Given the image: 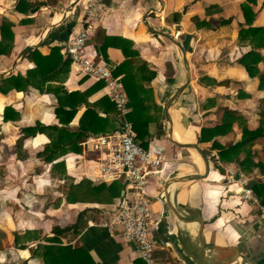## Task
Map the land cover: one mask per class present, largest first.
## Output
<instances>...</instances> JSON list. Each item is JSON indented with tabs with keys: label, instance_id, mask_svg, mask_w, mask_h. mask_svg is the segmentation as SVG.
I'll list each match as a JSON object with an SVG mask.
<instances>
[{
	"label": "crops",
	"instance_id": "crops-1",
	"mask_svg": "<svg viewBox=\"0 0 264 264\" xmlns=\"http://www.w3.org/2000/svg\"><path fill=\"white\" fill-rule=\"evenodd\" d=\"M64 3L59 1L58 5H53L47 1L23 0L15 5L13 0H0V50H3L0 51V76L13 74L22 79L21 87L8 93L0 91V231L4 229L3 199L11 198L15 203L12 223L8 226L12 230L20 229L15 210L19 208L21 198L31 200L29 205L26 204L29 209L39 203L36 200L41 194L39 190L52 191L61 199L60 205L45 209V218L28 222L29 230L35 232L43 228L44 237L33 239L24 249L16 248L12 243L7 257L9 262H6L0 249V264H45L42 256L45 249L41 246L38 249L39 245L53 244L49 238L54 236V228L75 224L84 208H95L96 216H90L84 225L79 226L81 233L72 241L73 246H83L97 264H147L140 258L135 244L122 241L115 233L99 226L103 209L113 203H71L68 194L61 188L67 182L66 177L52 176L55 168L63 166L68 180L80 182L88 179L95 183L89 176L97 174V164L80 157L83 155V145L81 153L62 151L52 162L42 161L38 154L58 138L60 132L65 130L63 128H68L72 133L78 131L81 119L92 103H96L97 112L103 116L109 114L111 119H115L107 111V98L103 99L107 95L105 86L103 88L93 79L83 78L72 68L66 46L72 35L83 28L84 9L77 7L69 16L62 18L60 13L66 8ZM105 5L96 30L87 42V51L96 53V46L109 44L105 55L115 68L129 59L133 60L126 66L127 72L132 78L135 77V83L145 87L140 92L146 98L145 103L151 106L152 115L163 116L160 122L149 123V137L142 143L162 153V158L168 163L163 172L165 178L185 163L195 166L198 172L203 168V162L195 150L179 146L167 136L165 104L188 82V71L180 47L161 32L179 40L187 50L191 82L170 108L173 133L181 142H197L207 154L211 170L207 178L189 186L187 195L183 191L179 194L182 199L179 200L180 206H189L201 189L204 219L209 220L222 212L218 220L205 224L206 231L224 229L234 241L239 238L264 247V220L260 218L255 205L242 200L238 187L232 186L236 194L229 204L235 206V210L228 215L222 211V202L225 201L222 195L226 194L225 184H228L230 168L242 171L250 183L256 182L257 185L264 182V135L248 147L254 154V162L258 164L250 174L243 171L239 161L223 160L220 155L222 148L242 140L245 127L252 131L261 126L264 128V87L261 80L264 75V47L255 45L252 32L244 38L241 36L242 30L264 28V0H105ZM245 5L248 6L246 11ZM229 19L231 22L217 23ZM3 26L4 31L1 29ZM30 46H33L32 51L37 49L44 56L54 53L58 72L40 81L30 75V71L37 68L34 59L26 57V49ZM55 48L60 51L55 52ZM249 52L262 56V61L258 63L260 75L255 77L241 63ZM140 65L145 66L142 68ZM125 75L123 72L120 76L123 78ZM150 77L153 78L150 80ZM74 93L82 94L85 103L71 100L69 97ZM7 108H11L9 119H5ZM72 108H77L78 112L67 123L66 111ZM231 111L234 112L233 116L230 115ZM182 113L187 114L189 127H185L181 121ZM37 123L47 126L44 132L23 137L22 129L36 126ZM223 123H226L223 129L217 128ZM205 128L212 131L210 135L213 138L209 141L203 140ZM103 132H90L88 137ZM21 138H24V145L20 148L23 157H19L15 149ZM158 141L165 143L154 146ZM245 154L241 153L242 159ZM87 157L96 158V153L89 151ZM79 158L81 166L77 161ZM43 166L45 170L42 173L28 178L20 175L21 170L26 168ZM24 182L32 184L31 188H21L20 183ZM5 184H12V187L5 189ZM151 191L155 196L157 216H163L156 230L160 242L156 252L157 264H188L175 244L166 237L164 223L167 222L169 230L173 231L175 216L159 197L162 184L158 179L152 181ZM233 214L236 215L234 220L230 219ZM234 222L239 225L240 232L235 229Z\"/></svg>",
	"mask_w": 264,
	"mask_h": 264
},
{
	"label": "built area",
	"instance_id": "built-area-1",
	"mask_svg": "<svg viewBox=\"0 0 264 264\" xmlns=\"http://www.w3.org/2000/svg\"><path fill=\"white\" fill-rule=\"evenodd\" d=\"M23 0H13L14 4ZM48 1V0H25ZM66 8L73 2L84 9L83 28L72 35L66 51L72 61V68L83 77L103 82L106 94L114 102L119 118L118 128L111 133L90 136L82 143L81 158L96 162L97 174L89 176L96 184H112L123 181L124 190L116 203L104 208L99 226L115 233L125 242L135 244L140 258L147 264H157L156 252L160 242L156 230L163 216H157L154 209L155 196L151 191L152 181L159 179L167 168V161L157 149L147 148L137 139L133 122L129 119L132 112L130 97L123 78L115 73V67L108 64L103 56L87 51V42L96 30V23L105 9V0H58ZM14 5V6H15ZM96 153V158H88V152ZM81 158L77 161L82 165ZM227 182L237 189L243 201L255 205L264 220V198L258 196L250 187V179L239 169L230 168Z\"/></svg>",
	"mask_w": 264,
	"mask_h": 264
},
{
	"label": "trees",
	"instance_id": "trees-1",
	"mask_svg": "<svg viewBox=\"0 0 264 264\" xmlns=\"http://www.w3.org/2000/svg\"><path fill=\"white\" fill-rule=\"evenodd\" d=\"M47 2H50L53 5H58V0H48ZM44 3V2H43ZM42 4V3H39ZM38 3L36 5H39ZM247 5L244 6V9L246 11ZM231 22V19L229 20H219L217 23L218 25H222L225 23ZM4 31V26L1 28ZM254 35L253 42L257 47H264V28H251L248 30H242L241 36L244 38L247 35L251 34ZM6 36V33H5ZM89 42V41H88ZM1 44V42H0ZM88 45V43H87ZM105 46V47H104ZM104 46H96V54L97 58L100 56H103L105 60L111 64L107 58H106V50L109 46V44H105ZM60 51L59 48H55V52ZM0 51H3L2 49ZM54 54V53H53ZM53 54L49 56H44L39 50L29 51L28 54H26L27 58L34 59V61L37 63V68L30 71V75H33V77H37L36 79L44 80L48 77L52 76L53 73L58 72V63L56 62ZM129 61V62H128ZM262 61L261 54H256V52H249L246 54L242 60L241 63L245 65L246 69L248 70L249 74L252 77H255L256 75H260V71L258 68V63ZM71 62V59H70ZM132 63L133 60L129 59L120 66H117L115 69V73L117 75H122L123 72L126 73L125 77H123V82L125 85V88L128 92V95L130 97V106L132 107V112L129 116V119L133 122L137 139L142 143V140L149 137L148 132V125L151 120L155 119L152 115L151 106L147 105L146 98L142 95L140 90H145V87L141 84L135 83L133 78L131 77V74L127 72V65L129 63ZM65 64V63H64ZM112 65V64H111ZM146 65V64H145ZM145 65H140L142 68ZM61 69H63V66H61ZM154 74V73H153ZM86 79H90L89 77H83ZM153 77H150L151 80ZM261 80L263 82L262 86L264 87V75L261 76ZM22 79H20L19 76L16 75H9V76H0V91L3 93H8L11 90L21 87ZM35 83V80L33 81ZM29 83L28 81L26 82ZM100 83L99 86L104 88L103 82ZM82 94L80 93H74L71 97V100H79V102L85 103L82 100ZM107 98V107L108 112L110 111L111 114L115 117V119H111L108 115L103 116V114L96 111V103L90 104V107L86 110L84 113L81 124L78 131L71 132L68 128H63L62 132H60L58 138L51 144L45 147V149L41 152H39V157L42 160L52 162L57 159V156L62 151L64 152H75V153H81L82 152V143L87 140L90 132L92 133H98L100 131H105L103 133H111L114 132L118 126H119V119L118 113L115 108L114 102L107 96H103V99ZM78 103L75 105L74 103H71L73 106H77ZM158 106V105H156ZM62 109V108H61ZM64 109V106H63ZM11 110V108L6 109L5 113V119H9L8 112ZM58 110V109H57ZM60 110V108H59ZM78 110L77 108H72L69 111H66V114L68 118L65 122L70 123L75 115L77 114ZM233 111H231L230 115L233 116ZM114 122V123H113ZM115 124V126H114ZM244 124V123H241ZM226 126V123H223L222 126L217 127L223 129ZM58 128L57 126H55ZM47 128V126L37 123L36 126L33 127H25L22 129L24 132L23 137L28 136H34L38 133L44 132V130ZM110 129V130H109ZM264 128L261 126L260 129L252 131L249 130L247 127L244 128V134L243 138L240 142L236 143L235 145H231L228 148H222L220 151L221 158L223 160L227 159H233L237 160L241 164V168L243 171L247 174H250L255 166H258L254 162L253 159V152L251 149H248L249 146H252L254 141L264 135L263 132ZM211 130L210 129H204L203 130V140L209 141L211 138H213V135L211 136ZM218 135V134H217ZM24 145V138H21L16 143L15 149L17 151V154L19 157H23L21 152V146ZM218 144H215V146ZM245 152V157L241 158V153ZM256 154V152H254ZM124 190V182L123 181H117L113 182L110 185L102 184L100 186L93 187L91 182L87 181L86 179L81 180L80 182H75L70 188V191L68 194V201L71 203H109L106 202L110 201L112 202L116 198H119L122 195V191ZM254 191L256 194L262 198H264V182H261L254 186ZM106 197V198H105ZM96 210L95 208H84L81 210V212L78 215V219L75 224L66 226L64 228L60 226H56L54 228V236L51 239L50 242L53 244L47 245V246H41V248H44L45 251L42 253V256L45 258L46 263L45 264H97L93 257L89 254V252L83 247V246H73L71 243L75 239L79 237V234L81 231L78 229L79 226L84 225L86 220L90 217V211ZM65 240L67 241L65 243ZM25 248V247H24ZM23 248V249H24Z\"/></svg>",
	"mask_w": 264,
	"mask_h": 264
},
{
	"label": "water",
	"instance_id": "water-1",
	"mask_svg": "<svg viewBox=\"0 0 264 264\" xmlns=\"http://www.w3.org/2000/svg\"><path fill=\"white\" fill-rule=\"evenodd\" d=\"M77 5L73 2L68 8V13L73 11V8ZM69 15H66V17ZM163 35L170 38L181 49L185 61V65L188 71V82L181 87L165 104V111L167 115L168 134L167 136L172 142L179 146L189 147L195 150L200 156L203 162V168L201 171H196V167H192L189 163H185L175 171H173L168 177H164L163 174L159 177V183L162 184V191L159 197L165 202V204L172 210L175 216L174 230L170 231L167 222L164 226L167 228L166 237L175 244L176 248L187 260L188 264H264V247L253 242H246V240H240L236 238L235 241L227 230H205V224L212 223L218 220L222 214L218 213L209 220H205L203 217L201 189L196 193L197 195L192 198V201L185 207L179 204V194L182 191L187 195L188 188L195 182L201 179L207 178L211 170V163L207 154L202 150L197 142L184 143L178 140L173 133V119L170 114V108L176 101L177 97L183 92V90L191 82V70L187 58V50L180 43L179 40L172 37L170 34L161 32ZM33 49V46L28 47L26 52L29 53ZM181 121L185 127H189L190 121L186 113H182ZM256 182H251L250 187L254 188ZM232 184H225L226 194L222 195L225 201L222 202V211H225L228 215L235 210V206L229 205L233 196L236 194L232 189ZM195 193V194H196ZM194 194V195H195ZM187 198V196H186ZM185 198V199H186ZM183 203V201H182ZM232 215V214H231ZM225 217V216H224ZM236 215L230 218L233 219ZM234 227L240 232V227L234 222Z\"/></svg>",
	"mask_w": 264,
	"mask_h": 264
},
{
	"label": "rangeland",
	"instance_id": "rangeland-1",
	"mask_svg": "<svg viewBox=\"0 0 264 264\" xmlns=\"http://www.w3.org/2000/svg\"><path fill=\"white\" fill-rule=\"evenodd\" d=\"M59 8H61V6ZM156 117L157 118L151 120L150 122H158L159 120H161L163 118L162 115H158ZM164 143H165L164 141L163 142L158 141V142H156V144H154V146L155 145H164ZM42 161H44V160H42ZM44 170H45V166L33 167L32 169L26 168L24 170H21L20 175L28 178L30 175H36V173L39 174L40 172L42 173ZM3 171L4 170H2V175H3ZM52 176L54 178L66 177L65 179L67 180V182L64 185H61L62 187L61 186H59V187L64 189L65 193H68L70 191V188L73 185L74 181L68 180L69 177H67V175L64 174V172H63V166H59V167L55 168L53 173H52ZM86 180L89 181L88 179H86ZM89 182H91V181H89ZM153 182H155V181L153 180ZM4 183H5V181H4ZM2 184H3V182H2ZM91 184L93 187L100 186V185L93 183V182H91ZM31 185L32 184L26 183V182L20 183L21 188H23V187L24 188H31ZM10 187H12V184H5V189L6 188L9 189ZM53 189H54V187H53ZM39 191L41 194H39L38 197L36 198L37 202H39V203L34 204V208H32V209H29V207L27 206V205H29V202L31 200H27V199H23V198L20 199L19 208L17 210H15V212L17 213L16 218L19 221L20 229H14V230L8 229V226H10V224L12 223L11 215L14 212L13 206L15 203H13L11 201L12 200L11 198H8V199L5 198V200L3 199V202H4V219H3L4 229H1L2 231H0V249H1V251L4 252L3 254L6 257V262H9L8 261L9 259H7V257L9 256L8 253L10 251V248H11L10 246H12V243L16 248L22 249L24 247L27 248L29 246V242H32L33 239H42L44 237L43 228L37 229L34 232L33 230H29L28 222L32 219L42 220L46 216L45 209H47L49 206L61 204V199H59L58 195H55L54 192H52V191L47 192L45 190H39ZM116 199L113 200L112 202L107 201V200H105V201L109 202L108 204H111V203L116 202ZM156 201H158V200H156ZM31 203H33V200ZM159 205L160 204L158 203L157 206H159ZM33 211H35V213ZM95 211L96 210L90 211V216H96ZM33 217H35V218H33ZM1 221H2V218L0 220V223L2 224ZM53 224H54V222H53ZM40 246H44V244L41 243L39 245L38 249L40 248ZM36 251H39V250H36ZM6 264H8V263H6Z\"/></svg>",
	"mask_w": 264,
	"mask_h": 264
},
{
	"label": "bare ground",
	"instance_id": "bare-ground-1",
	"mask_svg": "<svg viewBox=\"0 0 264 264\" xmlns=\"http://www.w3.org/2000/svg\"><path fill=\"white\" fill-rule=\"evenodd\" d=\"M71 13H72V12H70L69 15H70ZM60 14H61V16H62V18H63V16H64L63 13H60ZM60 19H61V18H60ZM216 176H217V175H216ZM206 188H208V187H206ZM209 210H210V209H209ZM209 210H208V211H209ZM207 214H208V213H207Z\"/></svg>",
	"mask_w": 264,
	"mask_h": 264
}]
</instances>
